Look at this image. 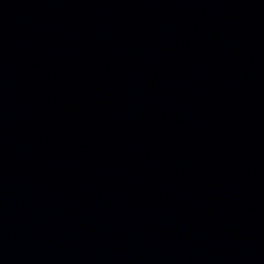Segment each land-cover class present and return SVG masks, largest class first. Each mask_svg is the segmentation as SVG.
<instances>
[{"label":"water","instance_id":"95a60500","mask_svg":"<svg viewBox=\"0 0 264 264\" xmlns=\"http://www.w3.org/2000/svg\"><path fill=\"white\" fill-rule=\"evenodd\" d=\"M0 264H264V0H0Z\"/></svg>","mask_w":264,"mask_h":264}]
</instances>
